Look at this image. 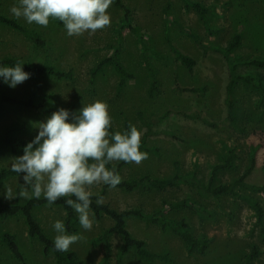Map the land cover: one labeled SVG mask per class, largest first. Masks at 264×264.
<instances>
[{
    "label": "rangeland",
    "instance_id": "1",
    "mask_svg": "<svg viewBox=\"0 0 264 264\" xmlns=\"http://www.w3.org/2000/svg\"><path fill=\"white\" fill-rule=\"evenodd\" d=\"M123 1L132 10L134 24L146 34L148 45L167 57L164 61L149 57L157 79V90L153 95L150 94L151 80L140 44L129 32L125 34L120 61L134 78L127 80L119 90L121 77L113 66H105L95 77L91 74L100 61L112 55V47L118 41L115 29L123 13L115 6V0L108 10L111 17L109 27L94 34L72 37L55 20H50L49 25L43 27L17 19L10 11L17 5V0H0V13L16 19L29 31L40 34L45 41V46L39 48L25 34L0 24V59H19L30 65L53 67L72 74L71 79H58L29 73L30 78L15 88L9 87L0 77V95L22 99L33 95L37 103L51 96L50 110L66 108L76 113L83 104L101 100L109 106L113 122L110 131L113 133L116 130L123 132L132 124L143 134L146 123H151L154 135L144 151L148 158L140 164L124 166L119 173L122 180L145 176L168 179L176 174L196 171L201 179L208 181L212 167L221 162L228 149H235L239 155L236 167L219 175V182H233L249 165V146L252 143L264 145V97L242 82L237 83L233 91L234 109L232 117H229L225 106L229 73L224 59L216 54L204 56L188 34L170 24L167 18L190 29L206 44L226 47L239 34L241 45L232 56L237 61H243L264 57V0H192L212 9L211 25L220 31L213 37L207 35L198 12L188 8L185 0ZM168 39L196 60L193 72L175 59ZM246 71L249 69H240L242 73ZM261 72L264 75V71ZM185 88H205L206 91L192 94L182 90ZM187 114H198L216 127L208 126L202 120L189 119L185 116ZM50 116L49 112L8 106L0 113V133L16 121L29 122L35 128V123L46 122ZM36 135L38 129L35 128L32 134H20L18 137L30 143ZM22 155L23 150L14 154L9 148H3L0 151V170L10 168L12 160ZM121 162H116L114 166ZM263 165L264 148L259 153V168L249 179L251 183L264 182ZM24 175L20 173L0 185L2 203L23 205L29 201L20 198L9 200L5 195V187L11 186L14 196H18L20 186L25 183ZM103 187L100 185L91 190L99 192L104 197V203L112 208L120 211L140 209L146 213L162 211L173 219L186 220L192 234H206L209 238L205 253L190 254L186 243L175 233L163 230L155 223L130 218L127 228L132 235L144 240L152 252L168 255L170 261L157 259L150 263L131 250L122 264H244L245 257L251 254L256 255L249 264H264V219L259 222L255 210L235 197L205 201L187 187L162 192L143 188L127 192L115 188L103 194ZM241 193L255 196L264 206V194H253L248 190ZM184 197L200 202L210 214L201 217L188 209H168L169 204ZM34 214L53 240L57 235L53 228L55 221L60 220L65 225L66 214L61 208L46 206L35 209ZM90 218L93 220L92 229L86 231L78 223L76 232L72 234L83 238L71 245L68 251L74 252L83 264H103L105 246L102 242L94 243V240L114 223L108 217L96 220L91 215ZM0 227L15 234L24 256V261L15 259L0 243V264H58L53 254L46 253L43 245L29 236L22 214L0 220ZM111 244L112 256L107 264H120L118 253L123 247V240L114 234Z\"/></svg>",
    "mask_w": 264,
    "mask_h": 264
},
{
    "label": "trees",
    "instance_id": "2",
    "mask_svg": "<svg viewBox=\"0 0 264 264\" xmlns=\"http://www.w3.org/2000/svg\"><path fill=\"white\" fill-rule=\"evenodd\" d=\"M185 3L188 8H193L198 12L203 28L208 36L213 37L220 32L219 29L214 28L211 25L212 9L210 7L192 0H185ZM115 6L123 13V17L119 21L115 29L118 39L117 44L112 47V55L100 61L92 69L91 74L93 77H95L99 72L103 70L105 66H113L115 71L121 77L119 90L122 89L124 83L127 80H131L134 78L133 74H131L120 61V53L124 47L125 42V34L129 32L138 40L140 44L143 60L146 65L149 78L151 80L150 94L153 95V92L157 90V79L156 70L151 64L149 57L153 56L160 61L166 60L167 57L164 53L157 51L148 45L146 34L134 24L132 19V10L124 3L123 0H115ZM167 20L170 24H175L182 32L188 34V36L203 52L204 56H207L209 54H216L220 55L224 59L229 73V81L226 86L225 97V106L227 108V114L229 117H232L234 109L233 91L237 83L242 82L252 90L259 92L264 97V75L261 72L262 70L264 71V57H255L248 60L237 61L232 56V53L241 45V36L239 34H236L234 36L233 40L228 44V46L221 47L213 44H206L190 29L184 28L174 21H170L168 18ZM55 22L59 25H63V23L60 21L55 20ZM0 24L25 34V36L39 48L45 46V41L42 39L40 34L29 31L14 18H10L9 16L0 13ZM168 44L170 52L175 56V59L183 66H185L189 71L193 72L197 65L196 60L193 57L183 53L177 46L172 43L170 39H168ZM17 61L21 60L13 58L0 59V66L14 67ZM241 68H248L249 71L242 73L240 72ZM23 69L27 73L54 76L58 79L72 78V74L70 72L59 71L53 67L35 66L23 63ZM182 90L192 94H203L206 91L205 88H185ZM51 98V96H46L41 100V102L37 103L33 95H28L26 98L22 99L13 95L3 94L0 95V113H2L8 106H16L35 110L39 113L49 112L50 114H52L55 111L50 110L48 106ZM66 110L70 111V113L73 114L76 113L73 109ZM185 116L193 120H202L204 124L214 128L216 127V125L209 123L207 120L201 119L200 115L198 114H187ZM34 131V126L26 121H16L14 124L9 125L0 133V151L3 148H9L14 154L20 153L22 150H24L29 142L19 138L18 135L32 134ZM153 135L154 132L152 130V124L146 123L145 131L142 134V152L146 151L148 141ZM263 148L264 145L262 143H252L249 146V165L244 173L233 182H219L220 173L234 169L236 167L235 163L239 159V155L235 149H228L227 152L223 155L221 162L212 167L211 176L208 181H204L196 171H193L185 174H176L168 179H156L150 176H145L138 179L122 180L121 184L116 188L127 192H132L141 188L162 192L168 189H181L183 187H187L191 191L196 193L200 199L205 201L221 198L224 196H232L245 202L250 208L254 209L258 217V221L262 222L264 219V206L261 201L255 196L244 195L241 192L242 190H248L253 194H264V182L262 184H253L249 181L250 177L259 168V153ZM128 164L129 163L121 162L116 165L115 168L117 172L120 173L122 168ZM108 166L109 168L113 167V165L111 164ZM262 170L264 173V165L262 167ZM19 175L20 173L17 174L15 172H12L11 167L1 169L0 185H3L8 179L12 177H18ZM108 189H110L109 186L104 185L103 194H106ZM19 191L20 190H18V193ZM91 199V212L94 214V218L96 220H100L103 217H108L114 223L112 227L104 230L103 233L94 240V243L102 242L105 246L106 252L103 264H107L112 256L111 236L114 234L119 235L123 240V247L118 253V260L120 264H122L123 259L131 250L135 251L140 258L150 263L154 262L157 259L170 261L168 255H159L152 252L148 249L144 240L135 238L132 235V233L127 228V220L130 218H138L146 222H152L159 225L163 230H170L171 232L175 233L186 243L188 252L190 254H203L208 249L209 238L207 237V235L192 234L189 223L184 219H173L167 216L166 213L162 211L157 213H146L140 209H127L120 211L112 208L105 203H103L102 205H97V197L95 195H93ZM65 201L66 198H62L49 207L61 208L65 212V228L68 233L72 234L77 230L79 216L74 211V209L66 204ZM46 206H48V203L43 197L39 199L33 198L23 205L4 204L0 201V220L14 218L19 214H22L28 226L29 236L31 238L37 239L43 245L46 253L53 254L58 264H83L82 261L76 258L74 252H62L56 251L54 249V240L45 232L42 225L37 220L36 215L34 214L35 209H40ZM168 209H188L196 214L201 215V217H205L206 215L210 214L209 210L205 206L200 204V202L196 201L195 199L189 197L178 199L177 201L169 204ZM0 243L4 244L7 247L8 251L14 256L15 259L24 261V256L19 247L15 234L9 231H5L0 227ZM254 255L251 254L246 256L244 264H249Z\"/></svg>",
    "mask_w": 264,
    "mask_h": 264
},
{
    "label": "clouds",
    "instance_id": "3",
    "mask_svg": "<svg viewBox=\"0 0 264 264\" xmlns=\"http://www.w3.org/2000/svg\"><path fill=\"white\" fill-rule=\"evenodd\" d=\"M113 0H17L10 11L17 19L29 24L47 27L50 20H57L69 37L84 33H95L111 24L108 12ZM0 77L11 88L24 83L30 74L23 69V62L15 66H0ZM71 121V122H69ZM112 117L106 102L96 100L83 104L78 113L59 109L46 122L35 123L38 135L24 148V155L12 160L11 171L25 173L24 184L18 196L11 186L5 187L6 198H43L51 206L66 198V204L79 216L81 227L90 231L93 227L91 215L92 197L97 205L104 203L99 192L93 187L106 185L115 189L122 182L116 162L140 164L148 158L141 151L142 132L129 124L123 132L112 128ZM113 165L109 168L108 165ZM57 235L54 249L67 252L70 246L83 237L68 234L62 221L53 225Z\"/></svg>",
    "mask_w": 264,
    "mask_h": 264
}]
</instances>
